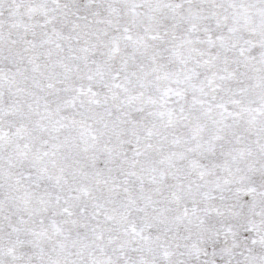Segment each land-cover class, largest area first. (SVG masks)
I'll return each instance as SVG.
<instances>
[{
    "label": "snow or ice",
    "instance_id": "obj_1",
    "mask_svg": "<svg viewBox=\"0 0 264 264\" xmlns=\"http://www.w3.org/2000/svg\"><path fill=\"white\" fill-rule=\"evenodd\" d=\"M0 264H264V0H0Z\"/></svg>",
    "mask_w": 264,
    "mask_h": 264
}]
</instances>
